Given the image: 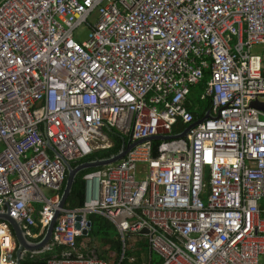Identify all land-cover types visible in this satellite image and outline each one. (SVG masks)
Returning a JSON list of instances; mask_svg holds the SVG:
<instances>
[{
    "label": "built area",
    "instance_id": "1",
    "mask_svg": "<svg viewBox=\"0 0 264 264\" xmlns=\"http://www.w3.org/2000/svg\"><path fill=\"white\" fill-rule=\"evenodd\" d=\"M107 130L141 143L59 209L65 162L111 149ZM263 202L264 0H0V215L37 244L60 210L20 263L135 264L125 236L146 230L160 264H264ZM93 214L122 238L114 263L75 256ZM17 249L0 220V264Z\"/></svg>",
    "mask_w": 264,
    "mask_h": 264
},
{
    "label": "trees",
    "instance_id": "2",
    "mask_svg": "<svg viewBox=\"0 0 264 264\" xmlns=\"http://www.w3.org/2000/svg\"><path fill=\"white\" fill-rule=\"evenodd\" d=\"M209 78H210L209 72H206L204 75L202 84L198 87L205 86L206 82H208ZM189 109L191 111H193L196 118L201 117L199 110H194L195 108L193 106L192 107L189 106ZM106 132H107L109 138L113 141L114 146L109 150H104V151H99V152L94 153L92 156L87 158L84 162H87V161L92 162V161H97V160L108 159V158L118 154L121 151L122 146L126 142L124 140V138H122V136H120L118 133H116L113 130H111V131L107 130ZM158 144H159V142H155L154 147H156ZM155 156H156V152H155ZM84 162L72 164V167H77L78 165H80ZM94 170L95 169L85 170V171L81 172L76 177V180H75V183L72 187L71 193L67 199V203H66L67 209L81 208L84 205L85 185H84V181H83V176L86 173L92 172ZM64 187H65V182L63 184L61 194L64 191ZM89 220L91 221V224H92L91 236H108L110 231L115 230V227L110 222H108L105 218H103L99 215L93 214L89 217ZM115 247H116L115 252L120 253L121 249H122L121 244L120 243L116 244ZM52 255H53V253L42 254V255L34 257L32 259H27L25 261H22L21 264H47V261L51 258ZM122 264H125V263H122ZM158 264H160V262Z\"/></svg>",
    "mask_w": 264,
    "mask_h": 264
},
{
    "label": "water",
    "instance_id": "3",
    "mask_svg": "<svg viewBox=\"0 0 264 264\" xmlns=\"http://www.w3.org/2000/svg\"><path fill=\"white\" fill-rule=\"evenodd\" d=\"M138 143H141V141L134 143V144H130V142L127 144H124L122 146L121 151L118 154H116V155H114L108 159L97 160V161H92V162L87 161V162H84V163L78 165L77 167H72L71 164H69L68 162H65V165L67 168V176H66L65 187H64V191L62 193V198H61V202L59 205V209H64L66 207L67 199L71 193V190H72V187L75 183L76 177L81 172H83L85 170L98 169V168L106 167V166L112 165V164L122 160L127 155V153ZM59 215H60V210L56 211L54 218H53V221L51 222V224L47 228L46 234H45L43 240L37 244H30L29 243V241L25 237V234L21 228L20 223L16 222L14 219L10 218L8 213L0 215V220L7 221L10 224L11 229L13 231L14 238H15L16 243L18 245V249L16 251V257H17L18 264H21L20 263V254L22 253V251L39 252V251L43 250V248H45L50 243V241L52 240V233H53L55 221ZM144 234H147L146 230L142 231V233H141V235H144Z\"/></svg>",
    "mask_w": 264,
    "mask_h": 264
},
{
    "label": "rangeland",
    "instance_id": "4",
    "mask_svg": "<svg viewBox=\"0 0 264 264\" xmlns=\"http://www.w3.org/2000/svg\"><path fill=\"white\" fill-rule=\"evenodd\" d=\"M91 23L96 21V13L90 18ZM89 33V28L87 25L81 26L75 34V40L78 42H83L87 39ZM262 49L260 47H255L252 49L253 54H257L258 51ZM204 86L202 87H194L191 89L190 99L194 102V104L198 103V99L205 91ZM207 102L204 104L206 107ZM264 206V202H263ZM82 243L86 249H94L98 251V254L101 258H103L108 263H114V252L116 244H121L123 247V241L118 231L112 230L109 232L108 236H91L89 238H84ZM127 257L134 256L137 260H142V254L147 252L148 243L145 237L141 235L130 236L126 234L125 236ZM145 255V254H143Z\"/></svg>",
    "mask_w": 264,
    "mask_h": 264
},
{
    "label": "crops",
    "instance_id": "5",
    "mask_svg": "<svg viewBox=\"0 0 264 264\" xmlns=\"http://www.w3.org/2000/svg\"><path fill=\"white\" fill-rule=\"evenodd\" d=\"M197 105L199 106V109H202L203 108V106H204V103H202V102H198L197 103ZM143 254H145V255H143ZM142 254V260L141 261H139V260H137L136 258V262H135V264H158L159 262H160V259L156 256V255H154V254H151L150 252H149V247H148V250H147V252H144ZM100 257V256H99ZM130 257H134V256H130ZM101 258V257H100ZM103 259V258H102ZM125 264H130V263H128L127 261L126 262H124Z\"/></svg>",
    "mask_w": 264,
    "mask_h": 264
},
{
    "label": "bare ground",
    "instance_id": "6",
    "mask_svg": "<svg viewBox=\"0 0 264 264\" xmlns=\"http://www.w3.org/2000/svg\"><path fill=\"white\" fill-rule=\"evenodd\" d=\"M81 243H82L81 239L78 238L76 240V245H75V256L77 258L80 257V255H81Z\"/></svg>",
    "mask_w": 264,
    "mask_h": 264
}]
</instances>
